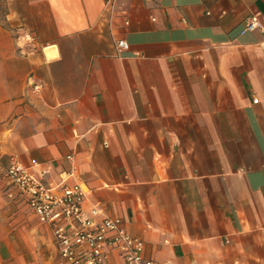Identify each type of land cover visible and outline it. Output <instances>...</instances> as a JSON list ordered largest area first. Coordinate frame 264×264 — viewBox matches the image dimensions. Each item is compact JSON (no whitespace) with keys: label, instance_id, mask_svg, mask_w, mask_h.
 Listing matches in <instances>:
<instances>
[{"label":"crops","instance_id":"obj_1","mask_svg":"<svg viewBox=\"0 0 264 264\" xmlns=\"http://www.w3.org/2000/svg\"><path fill=\"white\" fill-rule=\"evenodd\" d=\"M11 3L35 43L0 22V264H60L6 197L14 159L51 185L74 168L154 264H264V0Z\"/></svg>","mask_w":264,"mask_h":264},{"label":"built area","instance_id":"obj_2","mask_svg":"<svg viewBox=\"0 0 264 264\" xmlns=\"http://www.w3.org/2000/svg\"><path fill=\"white\" fill-rule=\"evenodd\" d=\"M262 27L260 18L253 15L242 33ZM23 37L32 38L27 32ZM117 45L129 48L126 39H119ZM2 185L9 200L27 206L39 222L51 226L60 264H109L113 253L127 264H154L144 255L145 240L131 234L120 218L109 215L99 203L86 206L90 189L76 180L74 168L61 172L59 181L51 185L14 159Z\"/></svg>","mask_w":264,"mask_h":264},{"label":"rangeland","instance_id":"obj_3","mask_svg":"<svg viewBox=\"0 0 264 264\" xmlns=\"http://www.w3.org/2000/svg\"><path fill=\"white\" fill-rule=\"evenodd\" d=\"M15 3H11V0H0V22L3 24L4 27L11 29L13 32V37L14 38H20V36H22V40L25 42V45L27 47L28 50L33 49V45L35 43V41L33 40V37L31 39H27L24 38L23 35L27 32L31 35L30 31H27L26 29H24L23 27H17L16 25V21H12L13 26H10V20H8L6 18V13H10V10L15 6ZM19 5V4H17ZM19 29V30H18ZM21 40V39H19ZM36 48V46L34 47V49ZM36 85H34L35 88ZM39 86V85H38ZM36 89V88H35ZM38 89H41V86L38 87Z\"/></svg>","mask_w":264,"mask_h":264},{"label":"bare ground","instance_id":"obj_4","mask_svg":"<svg viewBox=\"0 0 264 264\" xmlns=\"http://www.w3.org/2000/svg\"><path fill=\"white\" fill-rule=\"evenodd\" d=\"M55 46H50L46 48V53L48 57H53L56 54Z\"/></svg>","mask_w":264,"mask_h":264}]
</instances>
